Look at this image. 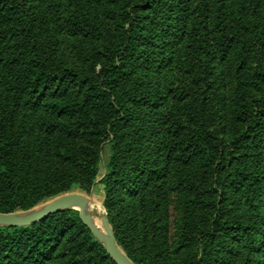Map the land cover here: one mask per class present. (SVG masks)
I'll return each mask as SVG.
<instances>
[{"label": "trees", "instance_id": "1", "mask_svg": "<svg viewBox=\"0 0 264 264\" xmlns=\"http://www.w3.org/2000/svg\"><path fill=\"white\" fill-rule=\"evenodd\" d=\"M134 264H264V0H0V212L88 193ZM0 264H117L76 209L0 225Z\"/></svg>", "mask_w": 264, "mask_h": 264}, {"label": "water", "instance_id": "2", "mask_svg": "<svg viewBox=\"0 0 264 264\" xmlns=\"http://www.w3.org/2000/svg\"><path fill=\"white\" fill-rule=\"evenodd\" d=\"M92 202L91 196L78 192H68L56 196L38 207L14 212H0V225L24 226L30 225L63 209H76L81 221L88 227L95 238L100 241L110 256L117 264H134L117 245L112 228L105 215L100 217V227L95 222V217L88 211Z\"/></svg>", "mask_w": 264, "mask_h": 264}, {"label": "rangeland", "instance_id": "3", "mask_svg": "<svg viewBox=\"0 0 264 264\" xmlns=\"http://www.w3.org/2000/svg\"><path fill=\"white\" fill-rule=\"evenodd\" d=\"M110 156V146L108 143H105L102 146L101 149V156H100V164H99V171L98 175L94 181V185L91 187L90 191L88 193L83 192L82 190H79L77 188H74L72 192H78L85 194L86 196H91L92 197V202L88 206V211L95 217V222L97 225L103 228L100 217L102 215L106 216V210L103 205V190H102V185L98 182L99 179L103 176L105 170H106V165L108 162ZM52 198L46 199L40 203H38L34 207H38L40 205H43L44 203L48 202ZM33 208V207H32ZM30 209V208H29Z\"/></svg>", "mask_w": 264, "mask_h": 264}, {"label": "bare ground", "instance_id": "4", "mask_svg": "<svg viewBox=\"0 0 264 264\" xmlns=\"http://www.w3.org/2000/svg\"><path fill=\"white\" fill-rule=\"evenodd\" d=\"M97 224V223H96ZM99 226V225H98Z\"/></svg>", "mask_w": 264, "mask_h": 264}]
</instances>
